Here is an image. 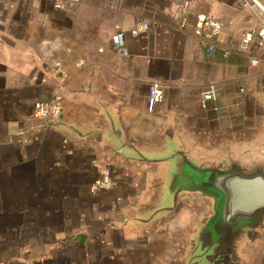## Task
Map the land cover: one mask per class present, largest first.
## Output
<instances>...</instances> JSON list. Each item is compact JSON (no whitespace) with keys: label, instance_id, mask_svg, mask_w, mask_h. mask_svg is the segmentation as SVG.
<instances>
[{"label":"crops","instance_id":"1","mask_svg":"<svg viewBox=\"0 0 264 264\" xmlns=\"http://www.w3.org/2000/svg\"><path fill=\"white\" fill-rule=\"evenodd\" d=\"M58 1L0 0V264H186L189 206L169 212L170 168L137 152L219 161L264 144V49L239 48L259 21L237 0ZM198 14L224 26L212 55ZM139 22L150 30L121 57L115 30ZM154 83L164 98L149 114ZM56 96L63 114L48 125L34 105ZM94 161L111 169L110 192H90ZM243 248V264H264V233Z\"/></svg>","mask_w":264,"mask_h":264},{"label":"water","instance_id":"2","mask_svg":"<svg viewBox=\"0 0 264 264\" xmlns=\"http://www.w3.org/2000/svg\"><path fill=\"white\" fill-rule=\"evenodd\" d=\"M138 161L169 167L163 199L169 212L189 206L191 253L186 264H243L244 242L264 233V144L219 161H206L182 148ZM134 160V159H132Z\"/></svg>","mask_w":264,"mask_h":264},{"label":"built area","instance_id":"3","mask_svg":"<svg viewBox=\"0 0 264 264\" xmlns=\"http://www.w3.org/2000/svg\"><path fill=\"white\" fill-rule=\"evenodd\" d=\"M80 0H60L55 3V9H64L66 7L74 8L78 5ZM237 4L241 8L252 10L258 21L257 28L246 31L241 38L240 51L247 52L250 50L252 44H256L258 49H264V9H262L263 2L261 0H237ZM264 6V4H263ZM182 26H185L189 13L188 3L183 6ZM151 26L147 22H139L132 28L127 30L117 28L112 36V45L116 52L121 57L129 55L127 49V36L137 37L146 34ZM223 24L205 14H198L193 23V34L196 39L207 47L208 53L212 55L217 49L221 47V35L223 33ZM224 55L228 56L229 51L224 50ZM256 61H252V65H256ZM55 69L58 75L66 76L65 67L61 62L55 63ZM211 93L204 95V102L211 99ZM164 90L158 83H154L149 89L147 98V111L149 114L156 112L157 106L163 101ZM64 109V100L60 96L54 97L49 101L36 102L34 105V114L37 118L44 121L48 125H54L61 120ZM94 166L97 172V178L90 186L92 194H102L110 192L115 184V178L111 169L99 161H94Z\"/></svg>","mask_w":264,"mask_h":264}]
</instances>
